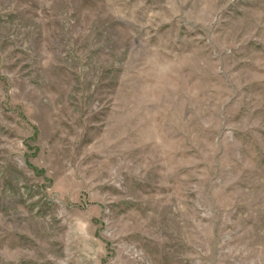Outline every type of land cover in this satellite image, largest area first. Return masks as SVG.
Masks as SVG:
<instances>
[{
	"label": "rangeland",
	"instance_id": "374dc122",
	"mask_svg": "<svg viewBox=\"0 0 264 264\" xmlns=\"http://www.w3.org/2000/svg\"><path fill=\"white\" fill-rule=\"evenodd\" d=\"M0 264H264V0H0Z\"/></svg>",
	"mask_w": 264,
	"mask_h": 264
}]
</instances>
